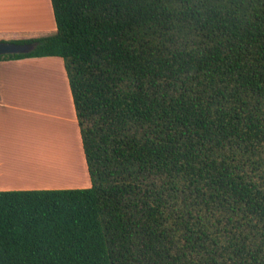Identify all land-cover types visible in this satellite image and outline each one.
Wrapping results in <instances>:
<instances>
[{
	"label": "trees",
	"instance_id": "1",
	"mask_svg": "<svg viewBox=\"0 0 264 264\" xmlns=\"http://www.w3.org/2000/svg\"><path fill=\"white\" fill-rule=\"evenodd\" d=\"M90 186L0 190V264H264V0H50Z\"/></svg>",
	"mask_w": 264,
	"mask_h": 264
},
{
	"label": "crops",
	"instance_id": "2",
	"mask_svg": "<svg viewBox=\"0 0 264 264\" xmlns=\"http://www.w3.org/2000/svg\"><path fill=\"white\" fill-rule=\"evenodd\" d=\"M29 38L34 37L19 32L11 33L0 27V41ZM52 57L0 60V190L76 188L74 184L78 170L82 172L79 175L83 181V185L78 186H90L74 104L70 89L66 86L67 76L62 77L64 65L59 59L61 57L57 58L59 60L54 59L57 56ZM54 66L59 68V72L63 66L64 72L62 70L60 75L65 92L64 99H61V88H55L54 85L52 96L56 100L51 101L52 106L48 111L36 101L32 95L33 89L21 84V77L25 70L31 74H43ZM45 122L54 128L48 130L53 132L51 135L54 138L43 132ZM52 139L54 142L50 143ZM65 141H69L71 159L67 157L66 148L64 152ZM50 162L58 165L54 172L48 170L52 168L48 164ZM66 180L73 183L69 184Z\"/></svg>",
	"mask_w": 264,
	"mask_h": 264
},
{
	"label": "rangeland",
	"instance_id": "3",
	"mask_svg": "<svg viewBox=\"0 0 264 264\" xmlns=\"http://www.w3.org/2000/svg\"><path fill=\"white\" fill-rule=\"evenodd\" d=\"M0 27L11 31V33L19 32L33 37L55 33L56 27L50 0H39V2L38 0H0ZM48 57L53 58L52 56ZM57 58L59 57L54 59H60L63 62L62 58ZM62 70L64 72L63 66L60 72L59 68L54 66L43 72V74L35 72L31 74L29 70H25L24 75L21 77V84L33 89L32 95H34L36 101L45 106V110L49 111L52 106L50 105L51 101L55 99L52 96L54 85L55 88H61V99H64V83L60 75ZM63 75L66 78L65 72L62 73V77ZM53 77L55 80H52ZM66 86L69 89L68 83ZM79 174H82L80 170L76 172L77 179L74 184L76 188L81 187L78 185H83ZM66 181L69 184L73 183L71 180Z\"/></svg>",
	"mask_w": 264,
	"mask_h": 264
},
{
	"label": "water",
	"instance_id": "4",
	"mask_svg": "<svg viewBox=\"0 0 264 264\" xmlns=\"http://www.w3.org/2000/svg\"><path fill=\"white\" fill-rule=\"evenodd\" d=\"M34 48L32 43H16L10 41H0V55L12 53H25Z\"/></svg>",
	"mask_w": 264,
	"mask_h": 264
},
{
	"label": "bare ground",
	"instance_id": "5",
	"mask_svg": "<svg viewBox=\"0 0 264 264\" xmlns=\"http://www.w3.org/2000/svg\"><path fill=\"white\" fill-rule=\"evenodd\" d=\"M38 2H39V0H38ZM39 5H40V3H39ZM52 128V130L54 129L51 125H47V123L45 122L44 124H43V132L45 133V134H47L48 136H50L53 132H49L48 130L49 129H51ZM42 128V127H41ZM40 128V129H41ZM51 131V130H50ZM50 133V134H48V133ZM62 135H64V136H66V134H62ZM47 136V137H48ZM53 138H54V136L53 135H51ZM67 138V137H66ZM50 140V139H49ZM50 143L52 142H54V139H52L51 141H49ZM69 142V141H68ZM67 141H65V143H64V146H66V147H64L63 149H64V152H65V148H66V153H68V156H67V154H66V156L67 157H70V159H71V151H70V149L71 148H69V143H68ZM55 144V143H54ZM54 144H52V146L53 147H56V145L54 146ZM63 147V146H62ZM54 149H56V148H54ZM57 159V158H56ZM49 160H51V159H49ZM55 162H57L56 160H55ZM48 164H51L52 166H50V167H52L51 169H48V170H50L49 172H51V171H53L54 172V170H55V168H58V165H57V163L56 164H54V163H48ZM55 165L57 166V167H55ZM49 167V166H48ZM40 171V170H39ZM42 171H45V172H48V171H46V170H42ZM40 173V172H39ZM43 173V172H42Z\"/></svg>",
	"mask_w": 264,
	"mask_h": 264
}]
</instances>
